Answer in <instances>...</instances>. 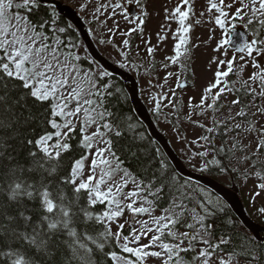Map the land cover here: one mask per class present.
<instances>
[{
	"label": "snow or ice",
	"instance_id": "1",
	"mask_svg": "<svg viewBox=\"0 0 264 264\" xmlns=\"http://www.w3.org/2000/svg\"><path fill=\"white\" fill-rule=\"evenodd\" d=\"M136 2L139 4L140 0ZM208 3L207 11L218 13L214 22L225 33L231 29L232 33L244 35L243 32H236L235 23L229 28V19L246 21L244 28L253 30V36L239 44H234L230 38L219 41L215 51H222L224 45L233 44L237 53L246 52L248 57L255 55L256 59L251 63L254 71L248 80L232 81L229 77L235 74L236 57L227 58V53L224 58L213 57L211 63L217 65L213 80L204 88L195 109L199 110L200 115H204L207 110L219 113L225 107L220 103L222 97L226 93H236L240 98L233 99L230 104L240 106V110L233 115L229 109L228 116L222 120L214 115L212 126L200 124L208 135L200 136L198 140L205 142L206 149L218 154L234 155L237 151L242 152L244 155L238 159L251 160L252 166L257 167L264 163L259 161V155L264 154V127H256L258 121L248 117L253 107L256 112L251 115H264V103H257L264 101V66L259 63V58L264 56V0H237L238 6L235 7L225 0H219L218 3L208 0ZM39 5L40 0H0V103L5 102L11 90L19 89L22 95L17 98L16 104L31 100L49 105L50 118L47 123L54 131L45 132L35 141H28L38 147V151L29 153L32 157V166L27 169L29 172L40 170L48 176L57 173L62 153L71 148L69 133L76 130L77 123L82 134L80 144L88 151L74 160L67 175L60 177V183L72 190L70 198L62 188L55 194L49 191L50 182L45 183L43 175L38 184L28 183L20 177L13 179L8 185L9 200L16 201L24 196L31 199L38 195L46 214L32 226L31 232H17L10 227L15 217L4 213L2 218L8 223H0V230H10L16 239H23L45 256L49 255L51 236L56 232H66L69 239L64 243L70 256L65 264H94L93 246L102 251L110 240H115L121 252L127 254L118 255L116 251H109L107 255L114 264H146L149 257L158 258L161 264H239V259H244L246 264H264V245L257 244L255 239L241 237L236 243L237 238L230 231L217 233L214 218L223 211L218 203L210 199L195 200L187 184H179L176 177L166 180L163 172L159 176L153 174L151 178L144 179L123 167L114 150V140L119 139L126 129L123 118L110 111L106 105L107 98L113 94L110 90L112 86L103 82V77L108 73L94 74L91 69L85 70L79 66L81 57L73 54L75 44L65 43L57 35L65 33L66 29L57 26L55 15L50 21L36 22L30 19ZM104 7L106 5L101 4L96 12L99 13ZM121 7L120 2L115 3L113 16L115 10ZM233 7L234 11H231ZM129 11L124 9L125 18ZM165 12L166 20H175L178 24L173 33L176 38L174 54L166 57L170 63L177 64L190 55L187 46L192 29L189 22L192 5L190 0H180L170 12L167 8ZM137 21L138 28L129 29L125 35L143 31L144 19L137 17ZM116 27L118 29V25ZM157 36L161 41L167 39L159 33ZM129 44L128 39L123 40V45ZM154 50L151 46L147 48L149 55ZM240 59L244 57L240 56ZM171 75L167 74L165 82ZM237 83L240 84L239 88L236 87ZM10 84L12 89L9 88ZM176 87L182 88L184 85L177 82ZM171 96L175 107V93L172 92ZM249 96L253 98L252 102L244 103ZM168 99V96H164V100ZM192 99H189L190 106ZM155 109L160 111V100L155 101ZM237 119L240 122H235ZM92 128L94 131H89ZM132 128L134 125H127V129ZM229 132L236 133L232 137L231 147L226 141L216 147L214 134L226 136ZM241 132L257 134V152H250L249 146L237 139ZM195 155L207 158L209 151H198ZM86 161L90 163L88 174H85ZM212 163L219 165L221 171L227 170L222 160L215 157L205 159L203 168H208ZM19 171L22 173L23 168ZM12 172L15 175L16 169ZM243 174L247 177L248 170ZM254 175L262 181L256 186L260 191L255 195L259 196L260 192H264V168H259ZM165 190L168 195L167 206L160 208V214L156 215ZM82 193L86 197L84 204L80 203ZM97 205H103L104 209L96 211ZM73 208L78 211H73ZM126 209L148 218L137 221L141 227L132 228L129 235L122 234L124 224H119L118 230L113 232L111 224L123 216ZM259 211L264 213V207ZM20 217L27 227L31 217L23 211ZM77 223L83 227L77 228ZM90 224L99 225L103 230L90 232ZM226 225H231V221H227ZM144 237L148 238V243H141ZM188 253L195 255L186 260L184 256ZM0 257H6L7 264H38L26 252L11 246L7 250H0Z\"/></svg>",
	"mask_w": 264,
	"mask_h": 264
},
{
	"label": "rangeland",
	"instance_id": "2",
	"mask_svg": "<svg viewBox=\"0 0 264 264\" xmlns=\"http://www.w3.org/2000/svg\"><path fill=\"white\" fill-rule=\"evenodd\" d=\"M80 11L81 16L86 23L91 26L93 32V39L97 43L99 50L109 60L115 64L129 70L132 74L136 75L139 79V88L141 96L150 110L157 113V124L161 131L166 135L172 144L177 154L182 158L187 165L195 171L205 172L208 168L204 169L203 164L205 159L211 160L213 157L219 159L215 151L206 149L204 147L205 142L198 140L200 136L208 135L201 127L200 124L206 126H212V118L214 113L211 110H207L204 115L199 114V110L195 109L200 101L204 88L209 82L213 80V73L217 68L215 63H211L213 57L224 58V54L227 53V58L236 57L234 63L235 74L231 76L232 81L238 79L248 80L251 73L254 71L251 63L256 59L248 57L247 53L235 54V52L228 45H224L222 51H215L219 41L229 39V33H225L223 29H220L214 22L215 11L209 13L207 11L209 7L208 0H190L192 5V14L190 15L189 22L192 24V29L189 33L190 41L188 48L190 55L182 58L177 64L170 63L166 57H170L174 54L175 37L173 33L178 27L175 20H166L167 8L169 12L175 8L180 0H140L139 5L136 0H62ZM19 2V0H18ZM120 2L122 7L116 9V14L113 16V8L115 3ZM219 2V0H215ZM228 4H233L234 7L238 6L237 0H225ZM104 4L106 7L102 8L99 13L96 9ZM131 4L136 5L138 16L144 19L145 23L142 28L143 31H135L130 35H125L132 28H138L137 17H133L127 13V18L124 15V9H128ZM82 5H86L82 7ZM111 6V7H109ZM234 7L231 11H234ZM227 10V9H226ZM147 13L145 16L144 13ZM201 13H204L201 15ZM142 16V17H141ZM199 21V23H197ZM235 23L236 28H244L246 21H232L229 19L228 26ZM118 25V29L117 26ZM109 29H112L110 32ZM251 32L253 36L252 28H244ZM161 34L167 37L165 40H159L157 34ZM128 39L130 44L128 46L123 45V40ZM101 41H104L103 43ZM153 47L155 50L152 55L147 52L148 47ZM74 55L78 54L90 61L93 64L94 74L104 73L89 57L85 50V47L81 41L76 43ZM121 53H124L123 55ZM240 56L244 59L241 60ZM259 63L264 66V56L259 58ZM181 65H184L183 67ZM81 67V66H80ZM88 70L86 67H81ZM211 69V71L209 70ZM168 73H172L168 76L165 82V77ZM190 75L189 78L186 76ZM186 81L187 84L182 87H176L177 82ZM236 87L239 88L240 84L237 83ZM257 91L259 88L257 87ZM175 93V105L179 107V114L182 118L189 121L183 122L178 118H174L177 126H174L170 115L174 114L173 98L171 93ZM164 96H168V100H164ZM192 99V105H189V99ZM235 93H226L220 103L225 105L223 110L219 113H215V117L218 120H222L229 114V109L234 115L240 110V106H232L230 102L233 99H237ZM161 101V109L159 112L155 109V101ZM251 96L247 97L245 103L252 102ZM257 103H264V101H257ZM195 109V110H194ZM256 108L250 109L249 117L252 120L258 121L256 127H264V115L253 116L251 113H255ZM235 122H240L237 119ZM80 126L79 123L75 124V128ZM232 127L231 124L228 125ZM54 131V130H53ZM94 131V128L89 129ZM223 141L220 140V136L214 134V143L216 147H219L223 142H227L228 146L232 145V137L236 136V133L229 132L226 136L222 135ZM237 139L241 140L243 144L248 145L250 152H257V134L256 133H244L241 132ZM193 141H197L193 143ZM54 142V141H53ZM209 151L207 158L199 157L195 155L198 151ZM86 150V154H87ZM224 165L227 170L221 171L220 166L215 163L209 166H214L217 171L214 173L218 180L226 184H231L237 190L240 191V195L243 201L247 205V208L251 216L258 222L264 225V213H261L259 209L264 207V192H260V195H255L259 192L256 186L261 181L254 173L257 171L252 166L251 160L243 161L238 159L244 155L242 152H235V154H225ZM264 161V155H259V160ZM90 163L86 161L85 174L89 172ZM124 167V166H123ZM125 168V167H124ZM127 169V168H126ZM248 170L249 175L245 177L243 174L245 170ZM131 187V185L129 186ZM204 200H212L213 202H222L210 191L203 187L197 186ZM156 215L160 214V210L157 209ZM146 215H135L125 210L123 216L118 218L111 224L113 232L118 230L119 224L131 225L132 228L139 229L141 225L137 222L139 220L147 219ZM130 231L127 234L129 235ZM123 231V230H121ZM148 238L144 237L141 243H148ZM157 250V249H152ZM121 255V254H118ZM195 253H188L184 256L186 260H190ZM146 264H161L160 260L155 257H149L146 260ZM239 264H246L244 259H239Z\"/></svg>",
	"mask_w": 264,
	"mask_h": 264
},
{
	"label": "trees",
	"instance_id": "3",
	"mask_svg": "<svg viewBox=\"0 0 264 264\" xmlns=\"http://www.w3.org/2000/svg\"><path fill=\"white\" fill-rule=\"evenodd\" d=\"M53 15H55L57 26L66 29L65 33L57 34L59 38L65 41V43L71 42L76 46V43L80 41L78 32L70 26L64 17L58 16L52 6L39 5V7L32 12L30 19L36 22L50 21ZM48 31L49 34H51L50 25L48 26ZM80 57L81 61L78 62L79 66L91 69L93 72V64L88 61V59L82 56ZM189 76L190 75L187 74V78H189ZM230 78L231 76L229 79ZM103 82L112 86L110 90L113 93L112 96L107 98L106 105L110 111L123 118L122 123L126 129L119 139L114 140V150L120 157L123 166L138 177L144 179L151 178L153 174L159 176L161 172L164 173V178L166 180L176 177L179 184H187L188 188L192 190L191 194L195 200L198 201L201 198L203 199L198 187L194 183L182 178L176 172L161 149L152 138L148 136L144 125L134 114L123 82L117 77L109 75L103 77ZM12 87L13 86L10 84L9 88L12 89ZM21 95L22 93L19 89L11 90L5 102L0 103V223H8L2 218L3 214L7 213L15 217V220L11 223V228L16 229L17 232H31L32 226L39 222L40 218L46 214L45 210L41 207V198L38 195H35L31 199L24 196L19 200L10 201L8 198L9 183L16 177H20L28 183L38 184L43 175L45 183L50 182L49 191L55 194L62 188L70 198L72 190L69 186L60 183V177L70 172L74 160L86 154V149L80 144L82 134L79 131L80 126H77L74 132L69 133L70 139L68 143H70L71 148L67 152L62 153L56 174L48 176L40 170L29 172L27 169L32 166V157L29 153L38 151V147L34 144H29L28 141H35L41 135H44L45 132L53 131V129L50 124L47 123L50 118L49 105L46 102L34 103L31 100L16 104L15 101ZM152 115L154 119L157 120V113L152 111ZM174 118L190 123L180 116L179 107L177 105H175L174 114L170 115V119L173 125L178 127ZM128 124L134 125V128L127 129ZM217 134L220 136V140L223 141L224 139L221 133ZM216 155L222 160V164L226 165L224 163L225 158L223 152L219 154L216 153ZM259 161L264 162L262 159ZM162 164L164 165L163 169L161 168ZM20 168H23L22 173L19 171ZM255 168L257 170L259 168H264V163H261ZM13 169H16L15 175H13ZM216 171V167L209 166L205 172L201 173L215 177L214 173ZM230 185L231 184H228V186ZM163 197L164 198L160 201L158 210L167 206V190L163 193ZM85 200L86 197L82 193L80 203L84 204ZM218 205L223 208V211L218 212L214 218L217 225V233L230 231L232 235L237 238L236 243L239 242V238L241 237H249L255 239L257 244L264 245V241H258L251 235L229 207L223 203H219ZM103 209V205H97L95 210L99 212ZM22 211L26 216L31 217V221L27 227L25 226L23 218L20 217V212ZM73 211H78V209L73 208ZM227 221H231V225H226ZM76 227L82 228L83 225L77 223ZM88 227L89 231L93 233L103 230L99 225L95 224H90ZM44 228L46 229V223L44 224ZM130 229L131 226L126 225L124 229H122V233L127 234ZM68 239L69 237H67L66 232H56L51 236L49 241V255L45 256L43 253L37 252L34 247H30L23 239H16L10 230H0V250H7L8 247L11 246L13 249H21L26 252L27 255L33 257L38 264H65L66 259L70 256V251L64 243V241ZM109 251H116L118 254L127 255L121 252L119 244H117L115 240H110L102 251L93 246L94 264H114L111 257L107 255ZM226 251H230V249H226ZM0 264H7V258L0 257Z\"/></svg>",
	"mask_w": 264,
	"mask_h": 264
},
{
	"label": "water",
	"instance_id": "4",
	"mask_svg": "<svg viewBox=\"0 0 264 264\" xmlns=\"http://www.w3.org/2000/svg\"><path fill=\"white\" fill-rule=\"evenodd\" d=\"M48 4L52 5L57 14L64 17L77 30L91 59L106 73L117 77L123 82L134 114L144 125L148 136L152 138L156 145L161 149L162 153L166 156L176 172L182 178L201 185L217 195L231 209L237 219L252 234L253 237H255L258 241H264V235H262V233H264V225L254 221L249 216L237 189L228 187L213 177L191 170L184 164L166 136L158 128L150 110L142 100L139 94L137 79L127 70L111 62L98 50L86 23L77 11L70 5L63 3L60 0H40V5L45 6ZM129 10L134 16H136L137 13L134 5H131ZM236 32H243L244 35L241 36L231 33L230 39L234 44H239L243 40L250 38L249 32L243 28H237ZM229 45L236 52L233 44ZM181 84L185 85V82H182Z\"/></svg>",
	"mask_w": 264,
	"mask_h": 264
}]
</instances>
